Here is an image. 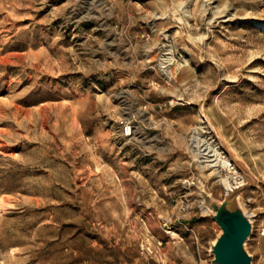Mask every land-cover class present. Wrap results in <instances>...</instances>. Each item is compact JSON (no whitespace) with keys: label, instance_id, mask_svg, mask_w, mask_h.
Returning a JSON list of instances; mask_svg holds the SVG:
<instances>
[{"label":"rangeland","instance_id":"1","mask_svg":"<svg viewBox=\"0 0 264 264\" xmlns=\"http://www.w3.org/2000/svg\"><path fill=\"white\" fill-rule=\"evenodd\" d=\"M193 130L264 264V0H0V264H213Z\"/></svg>","mask_w":264,"mask_h":264},{"label":"water","instance_id":"2","mask_svg":"<svg viewBox=\"0 0 264 264\" xmlns=\"http://www.w3.org/2000/svg\"><path fill=\"white\" fill-rule=\"evenodd\" d=\"M245 183L226 190L222 201L204 196L203 206L211 208L208 214L216 220L221 232L211 244L213 264H252L246 241L252 233V222L238 202Z\"/></svg>","mask_w":264,"mask_h":264},{"label":"built area","instance_id":"3","mask_svg":"<svg viewBox=\"0 0 264 264\" xmlns=\"http://www.w3.org/2000/svg\"><path fill=\"white\" fill-rule=\"evenodd\" d=\"M190 138L192 141L194 140V142L197 143V149L194 151L198 155V161L203 167L207 168L208 170L215 171L216 173L224 172L226 176L233 180L229 187H225V194L228 188L244 183L242 175H238L237 177H233L231 175V172L236 171H238L240 174V169L233 158L230 157L229 153L221 147L215 138H211L210 140H200V134L197 132V130L192 131ZM225 161H227L226 167L223 166V162ZM194 183L195 181L193 180L192 184ZM181 208L186 210L187 206L183 204Z\"/></svg>","mask_w":264,"mask_h":264},{"label":"bare ground","instance_id":"4","mask_svg":"<svg viewBox=\"0 0 264 264\" xmlns=\"http://www.w3.org/2000/svg\"><path fill=\"white\" fill-rule=\"evenodd\" d=\"M223 166L224 167H226L227 166V161H225V162H223ZM234 174V175H233ZM231 175L233 176V177H237L238 175H239V172L238 171H236V172H231ZM217 181H222V177H221V175L219 174V173H217ZM230 185V184H229ZM229 185H226V188L227 187H229ZM203 199L201 198L200 199V202L203 204ZM204 207V209L205 210H207V211H211V208L210 207H207V206H203Z\"/></svg>","mask_w":264,"mask_h":264}]
</instances>
